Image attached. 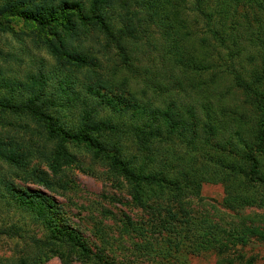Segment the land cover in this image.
<instances>
[{
	"label": "trees",
	"instance_id": "16d2710c",
	"mask_svg": "<svg viewBox=\"0 0 264 264\" xmlns=\"http://www.w3.org/2000/svg\"><path fill=\"white\" fill-rule=\"evenodd\" d=\"M76 6L67 8L64 17L62 12L35 23L41 32L57 36L58 42H45L48 52L64 63L89 66L102 85L116 67L133 70L132 85L125 80L116 90L134 103L111 111L119 117L100 118L106 114L101 102L80 108L44 92L21 102L2 95L0 127L6 126L3 113L42 123L57 143L53 168L60 158H72L64 152L65 143L90 141L95 158L110 160V169L129 181L136 204L169 233L175 228L171 203L183 205L205 183L223 186L228 207L264 212V0H91L87 13ZM91 30L102 35L106 51L100 54L108 53L109 63L83 54L77 41L81 35L89 37ZM147 53L156 54L157 60L146 64ZM133 86L137 93L130 90ZM60 89L68 93L64 86ZM64 105L73 110L67 112L74 132L57 115L65 111ZM113 131L120 132L123 142L133 141L136 149L127 157L114 146L94 143V134ZM27 133L24 128L22 135ZM155 144L167 149L172 144L179 154L163 150L160 155L161 150L154 155ZM106 147L115 155L108 156ZM6 151L1 160L22 170L24 159ZM25 175V181L50 185L37 174ZM20 197L50 233L41 241L50 251L63 255L59 247L69 243L88 253V241L62 223L55 202H46L42 193L30 200ZM205 240L209 245L214 236L206 234Z\"/></svg>",
	"mask_w": 264,
	"mask_h": 264
},
{
	"label": "rangeland",
	"instance_id": "374dc122",
	"mask_svg": "<svg viewBox=\"0 0 264 264\" xmlns=\"http://www.w3.org/2000/svg\"><path fill=\"white\" fill-rule=\"evenodd\" d=\"M90 1L0 0V96L21 102L44 92L80 108L89 102H101L106 114L100 118H109L108 114L119 117L111 111L134 103L131 97L116 90L125 80L132 85L133 70L116 67L112 76L108 75V83H97L89 66L64 63L49 53L45 42H58L57 36L50 31L41 32L35 24L37 20L56 18L62 12L64 17L66 9L77 3L87 13ZM94 31H90L89 37L81 35L77 42L86 56L109 63V54H100L106 51L102 35ZM151 60H157V55L147 53L146 64ZM139 66L141 62L136 67ZM60 86L67 88L68 93ZM130 90L137 93L135 86ZM66 95L70 96V103ZM64 106L65 111L57 115L63 126L67 125L64 122L71 123L69 128L74 132L73 117L67 112L68 108L70 112L73 110ZM1 119L6 126L0 127V155L6 156V150L10 149L24 163L23 169L18 170L16 163L3 162L0 157V264H32L35 260L39 264H264L263 209L224 205L221 184L205 183L198 193L187 195L183 205L171 203L175 228L169 233L150 211L136 204L129 181L110 169V160L95 158V150L88 145L92 144L90 141L65 143L64 152L72 158H60L53 168L57 143L49 138L42 123L29 116L13 117L7 113ZM14 125L28 130L27 135H22L24 128L17 129ZM93 136L97 146H114L126 157L136 149L132 140H121L120 132ZM120 140L125 146H120ZM106 148L107 155L112 157L114 153ZM153 148L154 155L161 150L160 155L163 150L179 154L172 144L170 149L159 144ZM30 173L48 180L49 187L37 184L34 179L25 181V174ZM37 193L44 194L46 202L57 204L58 214L68 230L84 236L88 241L87 254L63 243L59 247L61 255L41 242L50 233L35 212L20 202V196L30 200ZM206 234L214 236L209 245L205 243Z\"/></svg>",
	"mask_w": 264,
	"mask_h": 264
}]
</instances>
